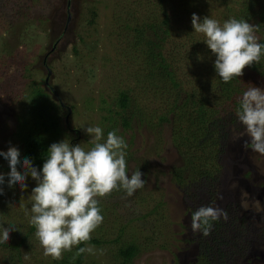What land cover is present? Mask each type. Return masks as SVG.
Listing matches in <instances>:
<instances>
[{
  "label": "rangeland",
  "instance_id": "374dc122",
  "mask_svg": "<svg viewBox=\"0 0 264 264\" xmlns=\"http://www.w3.org/2000/svg\"><path fill=\"white\" fill-rule=\"evenodd\" d=\"M32 1L28 15L13 19L0 12V151L6 152L10 146L19 149L14 136L17 116L24 106L26 89L33 81L51 92L56 101L73 108L68 124L79 132L71 136L75 139L74 146L81 144L85 150L91 148V136L84 129L87 126L103 129L100 120L107 115V110H121L120 106L116 107L121 92L131 96L130 110L135 112L131 129L125 130L119 124L117 130L130 141V155L126 156L128 173L141 171L144 187L131 197L117 191L100 200L104 221L92 237L102 243L90 245L94 252H85L84 264H122L119 250L130 242L140 248L131 264H193L199 232L193 233L191 229V206L198 209L213 206L228 214L234 209L254 228H264V155L244 150L243 143L249 138L241 123L227 130L226 157L217 181H212L210 195L204 188L194 190L201 201L193 203L190 200L193 196L186 190L185 193L173 179L175 169L183 165V156L170 139V127L152 128L146 121V112L157 117L166 108L163 97L167 98L168 94L162 89V82L149 77L144 43L135 49L132 45H136V34L128 33L125 28L128 23L143 29V17L147 19L150 11L158 17L157 0ZM200 1L197 6L201 12L221 22L222 18L226 19L225 7L238 0ZM137 6L141 7L139 11ZM173 18V32L177 33L174 38L185 39L187 30H191V40L197 48L206 44L203 35L194 32L190 15L174 14ZM175 41L170 39L165 43ZM197 56H191L192 60L187 63L180 62L179 58V64L171 61L185 81L189 80L192 70H200L198 66L192 67ZM49 69L52 74L48 80ZM196 79L202 88H207L208 83L200 76L193 75L191 83ZM241 79L246 89L252 86L264 89V81L248 67ZM63 112V123L67 126L68 110L63 108ZM155 119L154 124H158ZM6 168H10L9 163L0 156V174L5 176V183L0 185L4 189L0 195V230L11 224L16 226L18 230L10 233L7 242L11 245L28 234L32 226L30 195L36 181L29 176L28 188L24 191L19 185L9 188L10 169ZM18 170L23 172L22 168ZM25 209H28L27 215ZM2 244L0 264H14L9 259L12 249ZM20 252L22 264H53L51 257L44 256L35 233ZM245 264H264V237L253 243Z\"/></svg>",
  "mask_w": 264,
  "mask_h": 264
},
{
  "label": "trees",
  "instance_id": "16d2710c",
  "mask_svg": "<svg viewBox=\"0 0 264 264\" xmlns=\"http://www.w3.org/2000/svg\"><path fill=\"white\" fill-rule=\"evenodd\" d=\"M32 3V0H0V12L3 16L9 15L16 19V16L28 15V9ZM197 3L202 2L200 0H157L160 18L157 17L156 12L150 11L146 14L147 19L143 17L145 21L143 29L134 28L128 23L125 27L128 33L131 31L136 34L134 39L136 45H132L135 49L144 43L143 54L148 61L149 77L156 79L155 82H162V89L168 94L167 98L163 97V105L166 104V108L157 113V117L146 112V121L152 128L159 125L170 127V139L183 156V165L175 169L172 176L185 193L187 191L193 196L190 198L193 203L201 201L194 195V190L204 188L210 195L213 189L212 181L216 180L219 171H222L221 163L226 157L229 139L227 130L231 125L240 126L236 113L240 107L239 101L242 94L247 90L241 77L227 84L220 79L214 67L215 56L206 44H200L198 48L195 46L191 40L193 37L191 30H187L185 39H180L182 36L174 38L177 34L172 28L174 14L179 16L186 13L190 15L191 20L193 13L197 14L201 20L207 15L201 12ZM232 5L236 7H231ZM232 5L225 7L226 19L222 18L221 22L230 18L247 20L254 26H258L257 33L261 36L259 42L264 43V0H238ZM136 9L139 11L141 7L137 6ZM170 12L173 15H170ZM95 17L96 13L93 12V18ZM170 39H177V41L169 42V47L165 42ZM194 55L199 56L193 61L192 67L198 66L200 70H192L189 80L185 81L182 72L173 64L174 62L179 64V59L180 62L187 63V60L191 61V56ZM248 68L258 74L259 80L264 81V57L259 64H253ZM193 75L203 78L205 83H208L207 88H202L197 79L191 83ZM26 90L25 103L17 116L18 125L14 136L19 144L21 162L26 157L30 158L33 166L42 171L51 144L67 139L74 146L75 139L71 135L75 132L78 135L79 130H73L63 123L65 115L61 102L56 101L52 93L41 84L33 81ZM131 103V96L127 92H121L116 106H120L121 110L108 109L107 115L100 120L105 139L110 131H116L117 135L125 139L128 145L127 155H130V141L126 140L123 132H118L117 127L121 124L125 130L131 129L135 119V112L130 110ZM66 109L69 115V109ZM70 109L74 112L73 108ZM140 118L145 121L142 116ZM154 118L158 124H154ZM90 146L93 145L90 144ZM193 176H197L202 181H198ZM207 180L210 182L206 183ZM157 208L158 206L153 211ZM190 208L192 216L198 208L194 206ZM227 216V220L222 216L212 223L208 236L198 233L199 238L196 241L199 247L193 264L246 263L253 243L264 237V228H254L246 217L243 218L234 209L227 213ZM35 231V227L31 226L29 233L22 236L19 242L11 245L2 244V247L12 249L9 257L12 263L22 264L23 256L20 249L29 243V238ZM101 243L100 239L92 237L89 245L99 246ZM80 247L85 245L81 244ZM77 251V248H73L71 252L63 254V259H52V263L84 264L85 253L77 255ZM139 252V246L130 242L119 250V258L122 264H131Z\"/></svg>",
  "mask_w": 264,
  "mask_h": 264
},
{
  "label": "clouds",
  "instance_id": "9594fccd",
  "mask_svg": "<svg viewBox=\"0 0 264 264\" xmlns=\"http://www.w3.org/2000/svg\"><path fill=\"white\" fill-rule=\"evenodd\" d=\"M191 22L194 32L203 35V42L215 56V71L226 84L242 77L247 67L259 64L264 57V43L259 42L256 34L258 26L247 20L230 18L221 23L209 16L201 20L193 13ZM239 104L236 115L249 138L244 141L243 148L264 155V89L249 87ZM84 130L91 136L93 146L90 149L85 150L81 144L72 146L67 139L53 143L42 171L33 166L30 158L21 162L20 150L15 146H10L6 152L0 151L10 167L9 188L19 185L24 191L28 188L29 176L36 181L30 195L29 222L35 227L44 256L53 260L63 259V254L73 248L78 249L77 255L93 253L89 242L104 221L100 200L117 191H124L131 197L145 184L141 171L128 173V145L122 136L110 131L105 139L99 126H87ZM4 183L5 176L0 174V185ZM3 192L0 187V195ZM222 216L227 220V212L223 209L201 206L191 216V229L193 233L208 236L212 223ZM16 230L14 224L3 227L0 243H7L10 233ZM81 244L85 247H80Z\"/></svg>",
  "mask_w": 264,
  "mask_h": 264
},
{
  "label": "water",
  "instance_id": "95a60500",
  "mask_svg": "<svg viewBox=\"0 0 264 264\" xmlns=\"http://www.w3.org/2000/svg\"><path fill=\"white\" fill-rule=\"evenodd\" d=\"M51 74H52V72H51V70L49 69V76H48V80H49V78H50ZM61 104H62L63 108H66V106L64 105V103H63V102H61ZM68 109H69V115H70V114L72 113V111H71V109H70V108H68ZM69 115L66 117L67 124L69 123ZM68 125H69V124H68Z\"/></svg>",
  "mask_w": 264,
  "mask_h": 264
}]
</instances>
